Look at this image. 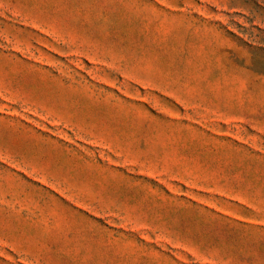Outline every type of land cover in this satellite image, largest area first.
Listing matches in <instances>:
<instances>
[{
  "label": "rangeland",
  "instance_id": "1",
  "mask_svg": "<svg viewBox=\"0 0 264 264\" xmlns=\"http://www.w3.org/2000/svg\"><path fill=\"white\" fill-rule=\"evenodd\" d=\"M0 264H264V0H0Z\"/></svg>",
  "mask_w": 264,
  "mask_h": 264
}]
</instances>
